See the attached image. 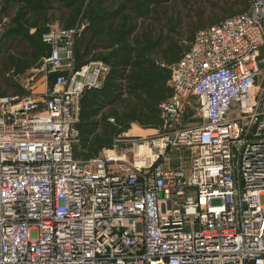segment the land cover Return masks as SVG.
<instances>
[{
    "label": "built area",
    "instance_id": "obj_1",
    "mask_svg": "<svg viewBox=\"0 0 264 264\" xmlns=\"http://www.w3.org/2000/svg\"><path fill=\"white\" fill-rule=\"evenodd\" d=\"M82 28L42 35L54 78L41 98H0V264H264V0L197 31L169 65L156 135L118 134L88 159L75 155L79 98L108 65L74 66ZM192 95L200 121L171 128ZM178 147L189 167H164Z\"/></svg>",
    "mask_w": 264,
    "mask_h": 264
},
{
    "label": "trees",
    "instance_id": "obj_2",
    "mask_svg": "<svg viewBox=\"0 0 264 264\" xmlns=\"http://www.w3.org/2000/svg\"><path fill=\"white\" fill-rule=\"evenodd\" d=\"M177 1L0 0V24L6 18L9 35L25 43L7 62L18 75L50 51L42 35L54 21V10L62 12V28L83 25L75 36L79 43L87 36L90 44L97 39L91 51L108 71L99 86L87 88L79 98L76 157H96L132 122L143 128L160 127L159 104L172 94L169 65L181 58L197 31L247 10L251 0H226V5L233 2L240 7L231 10L224 5L219 15L209 18L201 9L189 8L186 23L179 13L167 15V6Z\"/></svg>",
    "mask_w": 264,
    "mask_h": 264
},
{
    "label": "rangeland",
    "instance_id": "obj_3",
    "mask_svg": "<svg viewBox=\"0 0 264 264\" xmlns=\"http://www.w3.org/2000/svg\"><path fill=\"white\" fill-rule=\"evenodd\" d=\"M224 5H226V0H178L177 3H171L167 6L168 17H174L175 14L179 13L183 21L186 23L188 21L187 13L190 9H201L205 12V17H214L219 15L222 10H224ZM223 7V8H222ZM240 6L236 3L231 2L226 5V8L231 10L238 9ZM54 21L52 23L53 28H62L61 16L62 12L60 10H54L51 12ZM10 25H7V21H1L0 24V98L2 97H20L23 94L30 93L31 91L38 97L41 96V91L44 89L45 80L48 84H52L53 73L47 74L46 79L45 70L42 65V58L38 60L32 70H28L22 74L21 78L15 79L12 73H10V67H8V60L12 57H17L18 52L22 51L23 45L21 37H14L9 35L7 29ZM88 39H83V42H78L74 38L72 46V62L75 67L87 64L89 62L99 61L96 59V51H91V46L97 42L95 39L94 44L89 43ZM93 38V37H92ZM94 40V39H93ZM85 41V42H84ZM92 52V53H90ZM44 56V55H43ZM42 56V57H43ZM37 81V82H36ZM24 84V86H22ZM197 99L195 96H189L181 107V111L175 115L171 121V128L176 126H181L184 123L190 122V125L197 124L200 121V116L196 111ZM170 128V129H171ZM135 133H145V131L134 130ZM143 135V134H142ZM131 139H146L149 138L147 135L145 137H130ZM126 146V144H124ZM77 150V146H76ZM140 153L147 154L148 149H140ZM191 150L184 147L169 149V152L165 159L162 161L164 167L169 168H183L187 169L189 166ZM129 159L132 158V152H128ZM142 161L143 156L138 158Z\"/></svg>",
    "mask_w": 264,
    "mask_h": 264
},
{
    "label": "crops",
    "instance_id": "obj_4",
    "mask_svg": "<svg viewBox=\"0 0 264 264\" xmlns=\"http://www.w3.org/2000/svg\"><path fill=\"white\" fill-rule=\"evenodd\" d=\"M50 28H52L53 26H52V24L49 26ZM33 69V67L32 68H29L28 70H32ZM28 70H26L25 72H27ZM45 78V77H44ZM37 82V81H36ZM22 86H24V84H22ZM161 116V115H160ZM190 122H187V123H184V124H182L181 126H189L190 124H189ZM136 129H138V130H141V131H145V133H135V131L134 130H136ZM161 130V126L160 127H149V128H143V127H141L139 124H137L136 122H132L131 124H130V127L126 130V131H124V132H122V133H120L119 135H120V137H122V138H128V139H131L130 137H145L146 135L148 136V137H152V136H154V135H156L157 134V132L158 131H160ZM143 134V135H142ZM116 141V138L114 139V142ZM114 144V143H113ZM121 144H123V143H121ZM77 149H78V143H77ZM113 146V145H112ZM111 146V147H112ZM105 148H109V147H104V148H102V150L103 149H105ZM184 148H186V147H184ZM75 149H76V147H75ZM102 150L98 153V155H100L101 153H102ZM169 152V151H168ZM97 155V156H98ZM189 167V166H188ZM181 169H183V168H181Z\"/></svg>",
    "mask_w": 264,
    "mask_h": 264
},
{
    "label": "water",
    "instance_id": "obj_5",
    "mask_svg": "<svg viewBox=\"0 0 264 264\" xmlns=\"http://www.w3.org/2000/svg\"><path fill=\"white\" fill-rule=\"evenodd\" d=\"M80 79H81V77H80Z\"/></svg>",
    "mask_w": 264,
    "mask_h": 264
}]
</instances>
